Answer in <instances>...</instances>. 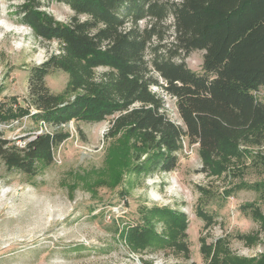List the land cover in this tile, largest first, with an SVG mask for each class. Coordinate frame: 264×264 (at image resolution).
I'll return each instance as SVG.
<instances>
[{
    "label": "trees",
    "instance_id": "obj_1",
    "mask_svg": "<svg viewBox=\"0 0 264 264\" xmlns=\"http://www.w3.org/2000/svg\"><path fill=\"white\" fill-rule=\"evenodd\" d=\"M55 1L71 10L67 23L42 11L38 0H22L15 11L18 22L60 49L28 75L33 110L28 115L51 131L23 138L20 146L0 134V159L9 171L36 177L38 167L50 166L54 150L69 137L61 126L107 118L105 140L123 135L131 141L129 148L147 152L132 167L137 175L174 170L185 139L197 144L204 172L224 171V162L233 157L251 156L252 165L264 167V155L240 149L264 144V0ZM168 17L171 25L165 24ZM195 50L203 51L201 73L185 64ZM98 68L106 70L96 75ZM53 70L68 76L60 94L45 85L44 77ZM152 86L174 99L182 125L166 116ZM151 214L169 230L184 232L181 213L156 208ZM138 230L126 235L129 242L165 246L177 238ZM200 252L207 264H264V255L240 259L221 255L211 245Z\"/></svg>",
    "mask_w": 264,
    "mask_h": 264
},
{
    "label": "rangeland",
    "instance_id": "obj_2",
    "mask_svg": "<svg viewBox=\"0 0 264 264\" xmlns=\"http://www.w3.org/2000/svg\"><path fill=\"white\" fill-rule=\"evenodd\" d=\"M38 1L60 23L72 15L55 0ZM21 4L0 0V134L17 146L23 138L51 131L30 117L28 75L60 49L56 41L41 40L18 22L15 11ZM165 24H172L171 17ZM202 55L192 51L187 68L201 73ZM67 80L57 70L44 77L54 94L63 92ZM150 89L162 97L166 116L182 125L174 99L157 86ZM110 119L61 126L69 137L54 150L53 163L39 166L34 178L9 171L0 159V264H207L200 252L206 245L240 259L264 255V167L252 165L251 156L233 157L224 162V171L204 172L197 144L185 139L174 170L137 175L132 167L147 152L129 148L131 141L123 135L105 140ZM240 149L264 155V144ZM156 208L184 215V236L181 227L169 230L153 219ZM140 227L173 235L178 243L129 242L126 235Z\"/></svg>",
    "mask_w": 264,
    "mask_h": 264
}]
</instances>
